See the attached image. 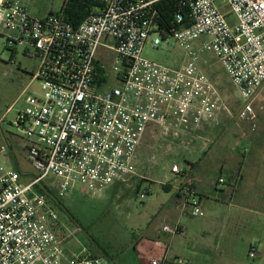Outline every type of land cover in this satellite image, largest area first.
Listing matches in <instances>:
<instances>
[{"label": "built area", "instance_id": "2783aa9c", "mask_svg": "<svg viewBox=\"0 0 264 264\" xmlns=\"http://www.w3.org/2000/svg\"><path fill=\"white\" fill-rule=\"evenodd\" d=\"M88 1L91 12L75 26L65 18V3L40 17L18 0H0L5 45L23 47L38 60L32 80L40 84L39 95L25 98L15 121L37 175L27 184L15 170L0 176V264H109L85 250L66 252L52 228L59 215L38 187H55L67 197L80 185L94 195L137 175L138 145L149 126L167 132L218 125L228 109L201 69L199 52L213 53L238 90L243 105L237 119L256 118L254 102L264 86V0H174L178 26L171 27L160 24L158 6L165 0ZM152 34L160 36L151 39L154 48L174 38L184 49L180 67L143 55ZM202 37L207 40L194 48ZM170 172L182 179L178 192L191 215L203 217L189 169L173 164ZM163 230L185 236L179 225ZM256 255L251 248L249 256ZM149 264L167 261L151 258Z\"/></svg>", "mask_w": 264, "mask_h": 264}, {"label": "rangeland", "instance_id": "374dc122", "mask_svg": "<svg viewBox=\"0 0 264 264\" xmlns=\"http://www.w3.org/2000/svg\"><path fill=\"white\" fill-rule=\"evenodd\" d=\"M18 1L32 15L40 17L59 12L65 3V0ZM223 10L227 12L229 8L225 5ZM157 37L160 36L152 34L149 37L143 55L170 68L180 67L185 60L184 49L174 38L154 48L151 39ZM206 40L202 37L192 42V46L199 49ZM23 51V47L5 45V38L0 34V176L7 170H15L22 176V183L27 184L37 172L27 159V141L16 128L15 121L25 106V98L39 95L40 84L32 80L38 60L26 56ZM199 53L200 63L206 67L204 72L219 90L221 101L228 109L220 114L219 124L213 125L210 133L204 132L205 124L200 128L167 132L162 126L151 125L138 145L136 176L108 185L94 195H85L81 186L76 185L71 195L60 197L53 187L62 207L57 212L59 220L52 228L66 248L86 247L97 255L104 251L112 259L109 264H140L134 250L136 242L158 228L163 232L166 224L173 225L172 218L166 219L165 214L176 200V190L164 189L166 184H176L170 172L173 164L189 168L188 161L195 162L215 183L221 174H228L221 171L225 160L220 151L224 147L238 156L247 145L251 153H264V86L254 102L255 120L240 122L237 118L243 101L231 78L213 53ZM9 107L12 109L7 113ZM208 149L212 150L207 153ZM241 156L239 158L243 159ZM263 159L259 167L264 177ZM47 182L52 186L50 180ZM142 193L146 194L144 199L140 198ZM187 210L191 212L188 206ZM248 254V247L243 246L238 256L246 260Z\"/></svg>", "mask_w": 264, "mask_h": 264}, {"label": "crops", "instance_id": "0c3cea01", "mask_svg": "<svg viewBox=\"0 0 264 264\" xmlns=\"http://www.w3.org/2000/svg\"><path fill=\"white\" fill-rule=\"evenodd\" d=\"M200 66L203 71L206 69L205 64L200 63ZM204 126L205 133L212 131L211 123ZM224 150L220 151L225 160L221 171L228 174H221L215 183L208 179L204 168L188 161L187 169L194 178V189L205 212L203 217H194L187 210L178 192L182 179L174 177L175 187L164 185L176 190V200L168 207L165 218H172V226L183 227L185 236L167 234L160 228L152 235L142 236L134 247L140 264H149L151 258L166 259L167 264L177 259L186 264H264V177L259 167L264 153L247 151L241 153L243 159H240L232 149L224 147ZM220 178L223 183L219 182ZM54 207L59 213L60 209ZM243 246L248 247V253L255 248L257 255L251 258L248 254V258L242 260L238 253ZM65 249L71 254L85 250L92 256L97 255L86 247ZM100 256L107 257V253L103 251Z\"/></svg>", "mask_w": 264, "mask_h": 264}, {"label": "trees", "instance_id": "16d2710c", "mask_svg": "<svg viewBox=\"0 0 264 264\" xmlns=\"http://www.w3.org/2000/svg\"><path fill=\"white\" fill-rule=\"evenodd\" d=\"M92 6V3L88 0H67L63 8V13L65 18L76 26L89 15L92 10ZM158 7L162 18V21L160 22L161 25L164 27H171L172 25L178 26V24L174 22V10L176 8V2L174 0H165L160 3ZM164 189L168 190L167 186H164ZM38 190L44 193L49 198V200H51L54 205L61 210L62 205L60 204V201L53 192L52 188L48 187L46 184H43L38 187ZM94 256L104 257L109 262L112 260L108 256V253L107 257L100 255Z\"/></svg>", "mask_w": 264, "mask_h": 264}]
</instances>
